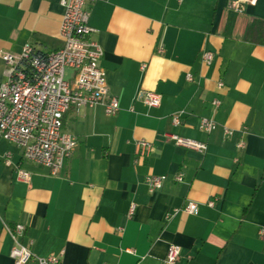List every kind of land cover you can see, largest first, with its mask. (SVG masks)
I'll return each mask as SVG.
<instances>
[{"label": "crops", "instance_id": "0c3cea01", "mask_svg": "<svg viewBox=\"0 0 264 264\" xmlns=\"http://www.w3.org/2000/svg\"><path fill=\"white\" fill-rule=\"evenodd\" d=\"M59 1L0 0V83L2 52L62 47ZM89 12L119 109H68L62 127L77 144L55 173L0 139V264H14L17 222L19 242L60 264H167L170 245L180 248L174 264H264V40L246 36L252 18L264 20V0H93ZM143 91L157 93L159 105L139 100ZM201 118L215 127L201 129ZM171 134L206 150L177 146ZM139 139L151 143L145 156L136 154ZM150 175L165 176L160 188L149 190ZM187 200L196 214L174 211Z\"/></svg>", "mask_w": 264, "mask_h": 264}, {"label": "built area", "instance_id": "2783aa9c", "mask_svg": "<svg viewBox=\"0 0 264 264\" xmlns=\"http://www.w3.org/2000/svg\"><path fill=\"white\" fill-rule=\"evenodd\" d=\"M93 0H60L63 14L59 26V35L63 45L59 49L42 52L31 43H25L21 50L12 54L2 52L1 58L8 65L7 78L0 83V139L16 146L21 156L39 166L46 167L55 173L63 162L71 155L77 144L74 134L62 127L64 113L70 109L100 104L106 115H114L119 109L115 96L108 94L104 72L99 65L103 50L100 44L91 37L93 28L89 25V4ZM257 0H237V4L254 5ZM203 61L207 64L213 59L211 52L204 51ZM70 71L71 75L67 74ZM191 79L190 75L186 76ZM222 85V82H219ZM139 100L149 107L160 103L157 93L143 91L138 94ZM218 100H213L215 106ZM172 123L178 125V117L172 118ZM215 122L201 118L200 128L210 131ZM170 138L177 146L204 152L206 143L177 134ZM243 142L237 144L243 147ZM136 154L147 155L151 143L144 139L136 140ZM10 151L2 158L9 162ZM27 171L17 170V178L26 181ZM165 176L150 175L145 177L149 190L161 187ZM177 181L182 178L175 176ZM214 205V200L207 202ZM136 204L131 202L127 216H132ZM189 214H196L198 206L187 200L180 208ZM25 225L17 222L12 226L11 236L15 240L9 251L14 264H60L58 256L39 257L30 248L18 241L23 235ZM260 234H264L261 229ZM178 245H170L167 249L165 262L174 264L179 255Z\"/></svg>", "mask_w": 264, "mask_h": 264}, {"label": "trees", "instance_id": "16d2710c", "mask_svg": "<svg viewBox=\"0 0 264 264\" xmlns=\"http://www.w3.org/2000/svg\"><path fill=\"white\" fill-rule=\"evenodd\" d=\"M257 35H259V38ZM246 36L252 39L264 40V20L252 18L246 28Z\"/></svg>", "mask_w": 264, "mask_h": 264}]
</instances>
